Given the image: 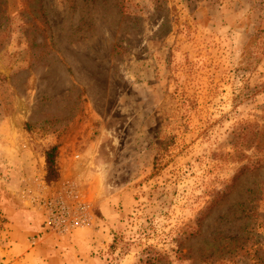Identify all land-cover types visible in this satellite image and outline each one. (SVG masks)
Wrapping results in <instances>:
<instances>
[{
    "label": "rangeland",
    "instance_id": "rangeland-1",
    "mask_svg": "<svg viewBox=\"0 0 264 264\" xmlns=\"http://www.w3.org/2000/svg\"><path fill=\"white\" fill-rule=\"evenodd\" d=\"M13 229L53 264H264V0H0Z\"/></svg>",
    "mask_w": 264,
    "mask_h": 264
},
{
    "label": "crops",
    "instance_id": "crops-1",
    "mask_svg": "<svg viewBox=\"0 0 264 264\" xmlns=\"http://www.w3.org/2000/svg\"><path fill=\"white\" fill-rule=\"evenodd\" d=\"M14 229L8 245H0V264H53L51 244L44 242L48 239L47 236L42 238L40 245L28 249L21 232ZM59 260L61 264H65L62 258Z\"/></svg>",
    "mask_w": 264,
    "mask_h": 264
},
{
    "label": "trees",
    "instance_id": "trees-1",
    "mask_svg": "<svg viewBox=\"0 0 264 264\" xmlns=\"http://www.w3.org/2000/svg\"><path fill=\"white\" fill-rule=\"evenodd\" d=\"M58 147L56 145L50 146L44 152L45 158V180L47 183H53L58 180L59 173L57 168Z\"/></svg>",
    "mask_w": 264,
    "mask_h": 264
}]
</instances>
